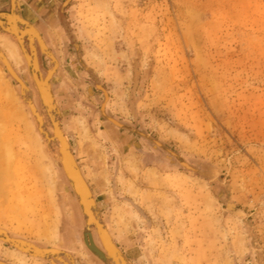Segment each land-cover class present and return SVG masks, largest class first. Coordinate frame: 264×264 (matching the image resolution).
I'll list each match as a JSON object with an SVG mask.
<instances>
[{"label":"rangeland","instance_id":"1","mask_svg":"<svg viewBox=\"0 0 264 264\" xmlns=\"http://www.w3.org/2000/svg\"><path fill=\"white\" fill-rule=\"evenodd\" d=\"M64 1L18 0L58 61L60 125L117 248L130 264H264V0H71L61 14ZM64 24L108 94L106 112L210 178L99 116L103 95ZM4 40H13L0 34V48L31 88ZM39 63L44 76L41 54ZM45 144L0 63V228L97 264ZM228 200L242 216L226 211ZM12 249L0 242V259L18 264Z\"/></svg>","mask_w":264,"mask_h":264},{"label":"water","instance_id":"2","mask_svg":"<svg viewBox=\"0 0 264 264\" xmlns=\"http://www.w3.org/2000/svg\"><path fill=\"white\" fill-rule=\"evenodd\" d=\"M11 1V8L9 13H0V34L8 35L10 38L16 42L18 48L20 49V52L27 64L28 69V80L34 91L36 92L38 98H39V111L37 110L36 106L33 103V96L32 91L24 84V82L20 79L18 74L13 70L12 66L2 53L0 49V62L2 66L4 67L7 74L16 82L20 88V97L22 102L25 104L26 107L30 110L32 120L34 122V125L36 129L38 130L39 135L44 139L47 146V152L50 154V156L53 158V160L59 161L62 165V169L64 170V174L68 180V184L70 185V190L75 194L76 201L78 202L81 210H82V216H83V222L85 223V227L87 228V224H90L94 227L95 231L97 232L100 240L103 243V248H105V242L107 244L108 251H110V254L113 256H117L123 264H130L126 257L122 254V252L117 248V246L114 244V242L111 240L108 229L106 225L104 224L100 210L95 202V199L92 197V193L90 191L89 186L85 182L84 177L82 176V173L80 171V168L77 164V161L74 157L73 150L70 146V143L68 141L67 136L64 134L60 122H61V112L58 107H56L57 103L54 101L52 97V86L50 85V80L52 78V75L54 74L56 70V57L54 55L49 54L48 58H50L52 62V70H49L48 67L45 65V56L43 53V41L40 40L41 37L38 35L34 39H29L27 35L23 34V31L26 30L28 26H32L33 24L29 21H25L23 19H19V26L17 28H13L12 21H11V15H15V11L22 17L20 13V6L18 5V0H10ZM71 0H65L61 6L60 13L62 14L64 12V9L69 4ZM19 28V29H18ZM64 29L67 32V36L70 39L72 43V47L75 50L77 61L80 65V67L90 74L91 79L94 82V86L97 90H99L103 95V101L100 105L99 109V116L109 122L114 127L130 132L143 140L149 142L151 145L157 147L159 150H161L166 155H169L175 159L179 165L180 168H182L185 171L194 173L200 177L203 178H210L211 174L199 170L195 168L194 166L186 163L184 160H182V157L174 152L172 149L168 148L165 144L161 143L160 141L156 140L153 136L150 134L144 133L135 127L122 124L112 118V116L107 115L105 108L106 103L108 100V94L106 90L102 87V84L99 82L97 77L94 74V71L86 67L83 57L79 48V45L76 41V38L74 36V33L64 24ZM40 37V39H39ZM36 41V42H35ZM38 44L41 54V65L43 70L46 72V76L44 79H42V71L40 70V64L38 61V57L36 54V44ZM29 48V52L27 50V47ZM46 50V49H45ZM56 59V60H55ZM51 63V62H50ZM43 83V84H42ZM40 85L43 86V90H41ZM53 106L54 110L51 108ZM48 107V113L46 115L43 113V110ZM53 110V111H52ZM56 143L60 145L59 148V159L58 154L56 150ZM183 163H182V162ZM225 209L226 211L237 215L242 216V212L236 207V205L228 200L225 201ZM229 206H232L234 208V212H232L229 209ZM90 226V227H91ZM83 230L82 240L83 244L88 248V252L93 255L94 257L105 260V255L102 253L101 250H99L96 246H94L92 242V234L88 232L85 229ZM87 238L90 241V246H87ZM10 246L17 248L18 250H23L22 246L25 243V245H29L32 251L31 256L42 258L45 260L48 264H55L51 258H54L52 250L50 249H40L37 247V244L34 245L32 243H26L19 239H10L8 240ZM106 251V249H104ZM69 254H62V257L70 262H72V259L68 256ZM55 260V258H54ZM0 264H4L1 263Z\"/></svg>","mask_w":264,"mask_h":264},{"label":"bare ground","instance_id":"3","mask_svg":"<svg viewBox=\"0 0 264 264\" xmlns=\"http://www.w3.org/2000/svg\"><path fill=\"white\" fill-rule=\"evenodd\" d=\"M18 5H19V3H18ZM10 8H11V1H10ZM11 21H12V25H13V28H17L18 26H19V19H23V20H25L23 17H21L18 13H17V11H15V15L13 14V15H11ZM25 21H27V20H25ZM28 22V21H27ZM19 29V28H18ZM23 34L24 35H27V37H29V39H34L35 40V37H37L38 35L41 37V39H40V37H39V39L40 40H42L43 41V43L44 44H42L43 45V53H44V56H45V58H47L48 59V61H49V64H50V67H48V69L49 70H52V62L54 63V61H51L50 60V58H48V56H49V54H52L51 53V51L49 50V48H48V46L46 45V43H45V41H44V39H43V37H42V35L40 34V32L35 28V26L34 25H32V26H28L27 28H26V30H24L23 31ZM4 35V34H3ZM10 37V36H9ZM38 38V37H37ZM36 42V41H35ZM36 44V54H37V57H38V51H37V46H38V44L37 43H35ZM2 47H4V48H6V51H7V53H8V55L11 57V58H13L15 61H17V62H19L21 59L25 62V60H24V58H23V56H22V54H21V52H20V49L18 48V46H17V44H16V42L15 41H9V40H4L3 41V44H2ZM27 47V50H28V52H29V48H28V46H26ZM1 49V48H0ZM38 49H39V46H38ZM46 49V50H45ZM2 51V50H1ZM39 52H40V49H39ZM3 53V52H2ZM49 53V54H48ZM4 54V53H3ZM53 55V54H52ZM5 56V55H4ZM6 57V56H5ZM21 57V58H20ZM55 57V56H54ZM6 59L8 60V58L6 57ZM56 60V59H55ZM38 61H39V57H38ZM8 62H9V60H8ZM51 62V63H50ZM56 62H57V64H56V70H55V72H54V74L57 72V69H58V61L56 60ZM1 63V62H0ZM10 63V62H9ZM25 64H26V62H25ZM40 64V63H39ZM2 65V64H1ZM11 65V64H10ZM86 65V64H85ZM26 66H27V64H26ZM86 67H87V65H86ZM13 68V67H12ZM14 70V69H13ZM41 70V69H40ZM15 71V70H14ZM27 72H28V69H27ZM17 74V73H16ZM54 74L52 75V77L54 76ZM45 76H46V72H45V75L44 76H42V79H44L45 78ZM21 79V78H20ZM51 81H52V78H51V80H50V85H51ZM25 84V83H24ZM43 84V83H42ZM26 85V84H25ZM27 86V85H26ZM52 86V85H51ZM28 87V86H27ZM30 87L31 88H29L31 91H32V96L34 97V93H35V95H36V99H37V101H38V105H39V98H38V96H37V94H36V92L34 91V89L32 88V86L30 85ZM40 88H41V90H43L44 91V89H43V86L42 85H40ZM52 93H53V91H52ZM52 97H53V99H54V101H56L55 100V97H54V95L52 94ZM33 103H34V105L36 106V108H37V110L39 111V106H37L36 105V103H35V101H34V98H33ZM57 103V102H56ZM57 105V104H56ZM56 107H58V106H56ZM28 108V107H27ZM51 108L54 110V108H53V106H51ZM48 107H46L44 110H43V113L46 115V113H48ZM52 110V111H53ZM30 111V110H29ZM106 111V110H105ZM106 114L107 115H109L107 112H106ZM111 116V115H110ZM114 119V118H113ZM115 120V119H114ZM117 121V120H116ZM119 122V121H118ZM121 123V122H120ZM35 126V125H34ZM59 148H60V145L59 144H57L56 143V150H57V154H58V159H59ZM157 148V147H156ZM169 148V147H168ZM169 156V155H168ZM171 157V156H170ZM182 157V156H181ZM172 159H173V157H171ZM173 160H175V159H173ZM182 160H184L185 162H186V160L182 157ZM176 164H177V166H179L178 165V163L176 162V161H174ZM182 162V161H181ZM60 163V162H59ZM183 163V162H182ZM187 163V162H186ZM189 164V163H188ZM60 167H61V170H62V172H63V174H64V170L62 169V165L60 164ZM182 169V168H181ZM81 171V170H80ZM188 172V171H187ZM64 176H65V174H64ZM83 176V175H82ZM65 178H66V176H65ZM66 180H67V178H66ZM85 180V179H84ZM68 181V180H67ZM86 182V181H85ZM68 183V182H67ZM87 183V182H86ZM88 185V184H87ZM91 191V190H90ZM92 193V192H91ZM74 194V193H73ZM74 196H75V194H74ZM92 197L94 198V196H93V194H92ZM75 199H76V197H75ZM77 202V201H76ZM78 203V202H77ZM79 205V204H78ZM79 208H80V206H79ZM229 209L232 211V212H234L235 210H234V208L232 207V206H229ZM80 211H81V213H82V210H81V208H80ZM83 219V218H82ZM90 224H87V228L85 227V223H84V228L83 229H85V230H87L88 232H90L91 234H92V242H93V244H94V246H96L99 250H101L102 251V253H104V255H105V260H100V259H98L102 264H123L122 262H121V260L117 257V256H113L112 254H110V251H108V248L109 247H107V244H106V242H105V248H103V243H102V241L100 240V238H99V236H98V234H97V232L95 231V229H94V227L93 226H91ZM93 233H95V235H96V237L98 238V240H99V244H100V246H101V249L98 247V245L95 243V241H94V238H93ZM108 234H109V232H108ZM82 235H83V233H82ZM109 236H110V234H109ZM111 238V237H110ZM10 239H19V240H22L23 242L25 241L26 243L28 242V243H31V242H29V241H26V240H24V239H20V238H15V237H13V236H11L6 230H4V229H1L0 228V242L2 243V244H4V245H8V246H10V244H7V243H9L8 242V240H10ZM111 240H112V238H111ZM113 241V240H112ZM86 242H87V246H89V247H91L90 246V241H89V239L87 238V240H86ZM33 244V243H32ZM35 245V244H34ZM85 246V245H84ZM11 248H13L12 250H13V253H14V255H15V262H17L18 264H25V258L26 257H32V258H35V259H40V260H42V261H45V260H43L42 258H37V257H34V256H31V255H29V254H31L32 253V251H31V249H29L30 248V246L29 245H25V243L23 244V246H22V248H23V250H18L17 248H14V247H12V246H10ZM38 248H40V249H50V250H52V253H53V256H54V258H55V260H54V258H51V260H53L54 262H55V264H75V262H74V259H73V257L69 254L68 256L70 257V259H72V262H70V261H66V259H64L63 257H62V254L64 253V254H67L65 251H61V250H59L58 248H43V247H39V246H37ZM86 247V246H85ZM92 248V247H91ZM86 249H87V251H88V248L86 247ZM104 249H106V251L104 250ZM93 256V255H92ZM94 257V256H93ZM95 259H96V257H95ZM1 263H4V264H9V263H6V262H3V261H0ZM46 262V261H45ZM56 262H58V263H56ZM47 263V262H46ZM12 264V263H11Z\"/></svg>","mask_w":264,"mask_h":264},{"label":"flooded vegetation","instance_id":"4","mask_svg":"<svg viewBox=\"0 0 264 264\" xmlns=\"http://www.w3.org/2000/svg\"><path fill=\"white\" fill-rule=\"evenodd\" d=\"M9 12H10V0H7V3L4 4V5H2V8H1V10H0V13H9ZM24 19L28 21V19H26V18H24ZM36 28H37V27H36ZM37 30H38V29H37ZM38 31H39V30H38ZM40 33H41V31H40ZM41 34H42V33H41ZM37 51H38V57H39L40 52H39L38 46H37ZM94 238H95V241H96L98 247L101 249V246H100V244H99V242H98V239L96 238L95 233H94ZM60 250H61V249H60ZM0 261L6 262V263H9V264L12 263V262L4 261V260H2V259H0ZM12 264H13V263H12ZM97 264H101V263H100V262H97Z\"/></svg>","mask_w":264,"mask_h":264},{"label":"crops","instance_id":"5","mask_svg":"<svg viewBox=\"0 0 264 264\" xmlns=\"http://www.w3.org/2000/svg\"><path fill=\"white\" fill-rule=\"evenodd\" d=\"M19 6H20V3H19ZM36 25V24H35ZM41 26L42 27H44V25L43 24H41ZM36 28V27H35ZM36 29H38V28H36ZM39 30V29H38ZM40 32V31H39ZM41 34V33H40ZM42 35V34H41ZM43 37V36H42ZM44 39V38H43ZM46 43V42H45ZM47 45V44H46Z\"/></svg>","mask_w":264,"mask_h":264}]
</instances>
